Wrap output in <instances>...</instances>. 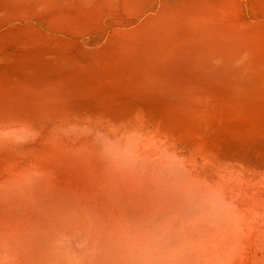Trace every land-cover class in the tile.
Instances as JSON below:
<instances>
[{"label":"rangeland","instance_id":"obj_1","mask_svg":"<svg viewBox=\"0 0 264 264\" xmlns=\"http://www.w3.org/2000/svg\"><path fill=\"white\" fill-rule=\"evenodd\" d=\"M0 72V125L76 116L194 153L201 177L264 173V0H0ZM3 139L0 159L35 146Z\"/></svg>","mask_w":264,"mask_h":264},{"label":"bare ground","instance_id":"obj_2","mask_svg":"<svg viewBox=\"0 0 264 264\" xmlns=\"http://www.w3.org/2000/svg\"><path fill=\"white\" fill-rule=\"evenodd\" d=\"M67 118L0 125L35 145L0 159V264H264V173L201 177L153 134Z\"/></svg>","mask_w":264,"mask_h":264},{"label":"clouds","instance_id":"obj_3","mask_svg":"<svg viewBox=\"0 0 264 264\" xmlns=\"http://www.w3.org/2000/svg\"><path fill=\"white\" fill-rule=\"evenodd\" d=\"M3 139V136H2V134H0V140H2Z\"/></svg>","mask_w":264,"mask_h":264}]
</instances>
